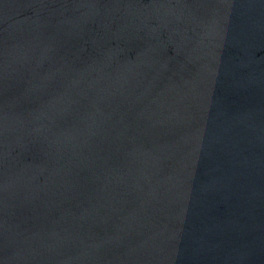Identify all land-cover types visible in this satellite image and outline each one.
Wrapping results in <instances>:
<instances>
[{"label": "water", "instance_id": "95a60500", "mask_svg": "<svg viewBox=\"0 0 264 264\" xmlns=\"http://www.w3.org/2000/svg\"><path fill=\"white\" fill-rule=\"evenodd\" d=\"M0 264H264V0H0Z\"/></svg>", "mask_w": 264, "mask_h": 264}]
</instances>
